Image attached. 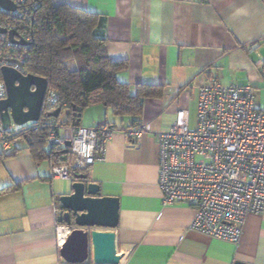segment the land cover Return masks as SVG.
I'll return each mask as SVG.
<instances>
[{
	"label": "crops",
	"instance_id": "obj_1",
	"mask_svg": "<svg viewBox=\"0 0 264 264\" xmlns=\"http://www.w3.org/2000/svg\"><path fill=\"white\" fill-rule=\"evenodd\" d=\"M102 17L112 61L124 62L116 78L162 87L160 98H145L139 121L148 130L138 141L122 129L131 117L96 103L80 125L109 122L116 128L103 155L86 169L100 196L119 199L117 264H264V210L249 213L236 243L190 229L192 208L163 206L158 184L156 132L167 128L178 109L196 103L202 73L222 84L264 86V0H62ZM253 43H258L254 50ZM264 88V87H263ZM69 127L57 133L67 137ZM0 264H97L89 255L64 262L59 250L71 229L57 220L58 198L71 192V179L52 178L49 160L35 161L27 149L4 150L0 143ZM71 161V160H70ZM108 230V228H96Z\"/></svg>",
	"mask_w": 264,
	"mask_h": 264
},
{
	"label": "built area",
	"instance_id": "obj_2",
	"mask_svg": "<svg viewBox=\"0 0 264 264\" xmlns=\"http://www.w3.org/2000/svg\"><path fill=\"white\" fill-rule=\"evenodd\" d=\"M12 1L15 10L0 8V28L14 30L15 39L22 38L25 43L11 41L0 33V65L27 74L36 3ZM257 47L258 43H253L250 49ZM261 74L264 81V64ZM197 90L195 124L190 126L187 109H178L173 122L156 132L161 204L192 208L190 229L236 243L246 215L264 210V106L255 105L251 85L222 84L214 75L202 73ZM5 96V85L0 80V100ZM57 100L55 92L46 91L41 115L53 111ZM41 115L24 125L11 122L8 129L0 121V143L7 151L22 147L20 133L36 122L40 128H48L47 148L64 147V141L69 140L71 161L51 165L52 178L71 179L74 169L92 165L116 131L114 125L104 121L94 126H63L71 130L63 137L54 130L58 127L54 119L45 121ZM147 130L143 121L122 129L135 141Z\"/></svg>",
	"mask_w": 264,
	"mask_h": 264
},
{
	"label": "trees",
	"instance_id": "obj_3",
	"mask_svg": "<svg viewBox=\"0 0 264 264\" xmlns=\"http://www.w3.org/2000/svg\"><path fill=\"white\" fill-rule=\"evenodd\" d=\"M34 2L32 39L25 69L27 73L47 79V92L56 93L55 109H60L57 117H48L42 112L40 119H54L57 133L63 126H80L83 110L100 103L117 116L131 117L130 126L139 122L144 99L160 98L162 87L139 83L131 89L116 78V72L125 63L110 60L106 38L100 32L102 17L62 0H26L27 4ZM20 136L24 144L13 152L27 149L35 161L46 159L51 165L71 160L68 148H47L48 128H40L37 122ZM11 188V185L1 187L0 193Z\"/></svg>",
	"mask_w": 264,
	"mask_h": 264
},
{
	"label": "water",
	"instance_id": "obj_4",
	"mask_svg": "<svg viewBox=\"0 0 264 264\" xmlns=\"http://www.w3.org/2000/svg\"><path fill=\"white\" fill-rule=\"evenodd\" d=\"M0 8L7 11L16 9L12 0H0ZM11 41L24 44L22 38L15 39L14 30L0 28ZM1 61V59H0ZM0 73L5 85L6 96L0 100V121L4 129L10 123L24 125L37 121L41 115L47 79L31 73L22 74L16 69L1 66ZM59 108L47 112L48 117H57ZM70 141H64V150ZM71 192L58 198L57 220L71 229L62 243L59 255L64 262L80 263L87 259L90 245L92 258L97 264H117L128 251L124 247L116 254L115 232L118 225L119 199L113 196H100L99 185L89 181L86 173H73ZM96 228H108L98 230ZM237 264H243L237 262Z\"/></svg>",
	"mask_w": 264,
	"mask_h": 264
},
{
	"label": "rangeland",
	"instance_id": "obj_5",
	"mask_svg": "<svg viewBox=\"0 0 264 264\" xmlns=\"http://www.w3.org/2000/svg\"><path fill=\"white\" fill-rule=\"evenodd\" d=\"M264 86L256 88L254 90V103L256 106L263 107L264 106ZM195 115L196 110L194 103L190 104V126H193L195 124ZM64 117V114H61V119Z\"/></svg>",
	"mask_w": 264,
	"mask_h": 264
}]
</instances>
